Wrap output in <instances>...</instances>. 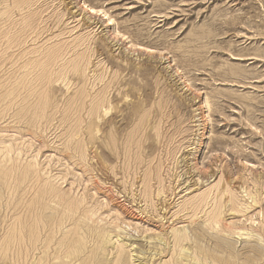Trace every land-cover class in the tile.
<instances>
[{"label":"rangeland","instance_id":"1","mask_svg":"<svg viewBox=\"0 0 264 264\" xmlns=\"http://www.w3.org/2000/svg\"><path fill=\"white\" fill-rule=\"evenodd\" d=\"M0 264H264V0H0Z\"/></svg>","mask_w":264,"mask_h":264},{"label":"bare ground","instance_id":"2","mask_svg":"<svg viewBox=\"0 0 264 264\" xmlns=\"http://www.w3.org/2000/svg\"><path fill=\"white\" fill-rule=\"evenodd\" d=\"M92 12V11H91ZM95 12V11H94ZM77 63V62H76ZM80 68V67H79ZM225 194V193H224ZM211 198V197H210ZM211 200V199H210ZM208 206V205H207ZM210 212V211H209ZM221 212V211H220ZM210 214V213H209ZM175 233V232H174Z\"/></svg>","mask_w":264,"mask_h":264}]
</instances>
